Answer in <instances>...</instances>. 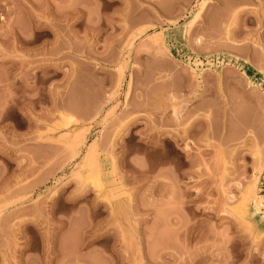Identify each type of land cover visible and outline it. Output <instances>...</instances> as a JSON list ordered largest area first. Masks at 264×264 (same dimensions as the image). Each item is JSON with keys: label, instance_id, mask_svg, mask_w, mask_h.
<instances>
[{"label": "rangeland", "instance_id": "374dc122", "mask_svg": "<svg viewBox=\"0 0 264 264\" xmlns=\"http://www.w3.org/2000/svg\"><path fill=\"white\" fill-rule=\"evenodd\" d=\"M260 221L264 0H0V264H264Z\"/></svg>", "mask_w": 264, "mask_h": 264}, {"label": "bare ground", "instance_id": "6f19581e", "mask_svg": "<svg viewBox=\"0 0 264 264\" xmlns=\"http://www.w3.org/2000/svg\"><path fill=\"white\" fill-rule=\"evenodd\" d=\"M205 7H206V6H204V7L202 8V10L199 11V13H198L199 15L204 11ZM198 14H197V15H198ZM196 18H197V17H196ZM258 154H260V153H258ZM258 154H257V155H258ZM260 155H262V153H261ZM260 157H261V159H262V156H260ZM259 159H260V158H259ZM259 163H260V162H259ZM261 165H262V164H261ZM260 168H262V167L260 166ZM257 180H258V179H257ZM257 180H256V181H257ZM97 182H100V181H97ZM255 184H256V182H255ZM98 186H99L100 189L103 188L100 184H99ZM252 189H253V188H252ZM253 190L255 191V189H253ZM252 192H253V191H252ZM253 193H254V192H253ZM254 194H255V193H254ZM260 224L263 225L264 222H263V221H260Z\"/></svg>", "mask_w": 264, "mask_h": 264}]
</instances>
